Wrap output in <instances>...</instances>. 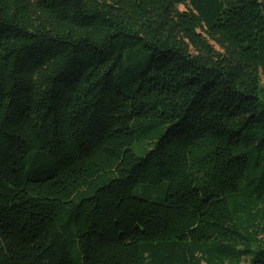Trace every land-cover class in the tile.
I'll return each mask as SVG.
<instances>
[{"label": "trees", "instance_id": "1", "mask_svg": "<svg viewBox=\"0 0 264 264\" xmlns=\"http://www.w3.org/2000/svg\"><path fill=\"white\" fill-rule=\"evenodd\" d=\"M0 264H264V0H0Z\"/></svg>", "mask_w": 264, "mask_h": 264}, {"label": "rangeland", "instance_id": "2", "mask_svg": "<svg viewBox=\"0 0 264 264\" xmlns=\"http://www.w3.org/2000/svg\"><path fill=\"white\" fill-rule=\"evenodd\" d=\"M181 9H183V7H181ZM146 197V196H145ZM153 200H155V198H153Z\"/></svg>", "mask_w": 264, "mask_h": 264}]
</instances>
